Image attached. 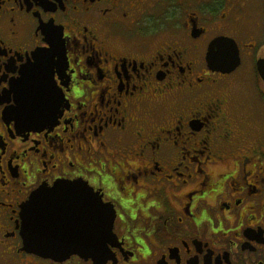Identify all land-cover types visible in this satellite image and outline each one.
<instances>
[{"label":"flooded vegetation","instance_id":"flooded-vegetation-1","mask_svg":"<svg viewBox=\"0 0 264 264\" xmlns=\"http://www.w3.org/2000/svg\"><path fill=\"white\" fill-rule=\"evenodd\" d=\"M49 25L50 98L19 74ZM263 63L264 0H0V264H95L23 250L32 195L77 180L115 210L107 264H264Z\"/></svg>","mask_w":264,"mask_h":264},{"label":"water","instance_id":"water-1","mask_svg":"<svg viewBox=\"0 0 264 264\" xmlns=\"http://www.w3.org/2000/svg\"><path fill=\"white\" fill-rule=\"evenodd\" d=\"M213 48H222L220 56L224 54L226 60H215L210 65L222 62L221 70L228 72L239 65L238 47L234 41L219 38L211 44L210 49ZM37 68L32 70L36 71ZM28 74L25 79L31 77ZM261 76L264 81V66L261 68ZM38 79H41V74ZM37 87H45L43 81ZM75 184L57 182L53 187L59 185L58 194L52 197L40 191L45 187L40 188L22 208L20 217L24 251L56 262H64L76 255L85 260L92 259L95 264H101L109 254V245L115 239V210L92 189V196L85 197L81 186L75 187ZM95 197L100 198L102 208L96 207ZM86 198L89 199L87 207L84 202ZM78 201L82 203L78 204Z\"/></svg>","mask_w":264,"mask_h":264},{"label":"snow or ice","instance_id":"snow-or-ice-1","mask_svg":"<svg viewBox=\"0 0 264 264\" xmlns=\"http://www.w3.org/2000/svg\"><path fill=\"white\" fill-rule=\"evenodd\" d=\"M48 28H49V32H48L47 41L43 45H39V44L37 45V47L40 49L39 52H33V55L37 57L36 62L25 63L24 67L19 70V74H20V78L23 79L26 77V75L29 72L32 71V69L36 68L37 64H39L40 72H41V79L45 85V95L46 97L50 98L54 96L57 91H60V86L57 85L58 78L53 74L52 67L48 63V58L54 54L57 48V45L60 42L61 33L57 29L51 27L50 25L48 26ZM216 59H217V53L215 49L214 48L210 49L208 52L209 63L210 64L214 63ZM19 82L20 81L18 80L17 83ZM69 91H71V89H69ZM76 91L78 95H83V93H80L78 89ZM15 103L17 106L23 107L24 100L22 98H18L15 101ZM42 109L45 111V114H47L53 122L56 121V116L62 115V113H56L54 110H50L46 102L42 104ZM19 123H23V121H19ZM20 130L23 132L24 128L21 127ZM69 160H71V157H69ZM85 168L87 169L89 176L92 177V179L90 180V183L93 185L99 184L100 178L98 176H95V172L97 170L94 168L88 167L87 165H85ZM77 175L80 177H84V172L82 171L78 172ZM106 182H110V181L106 178ZM77 185L81 186V190L85 194V197L92 196V190L91 188L88 187L87 184L81 185V181L77 180L76 184L73 186L76 187ZM58 188H59V185L55 187H45L41 189L40 191L44 192L48 197H52L58 194ZM95 205L98 208L103 207V204L100 203L99 197H95ZM101 264H107V257L104 258Z\"/></svg>","mask_w":264,"mask_h":264}]
</instances>
